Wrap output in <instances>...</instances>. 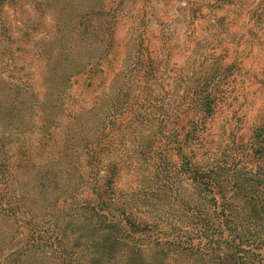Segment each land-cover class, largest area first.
I'll list each match as a JSON object with an SVG mask.
<instances>
[{"label":"rangeland","instance_id":"1","mask_svg":"<svg viewBox=\"0 0 264 264\" xmlns=\"http://www.w3.org/2000/svg\"><path fill=\"white\" fill-rule=\"evenodd\" d=\"M58 1L0 0V264L31 238L29 221L48 227L21 207V182L36 166L56 157L68 125H72L69 134L78 133L81 140L111 133V155L107 158L104 150L101 157L103 162L107 158L105 165L117 162L113 184L125 211L151 224L159 219L160 226H167L164 240L169 228L197 239L190 225L178 228L190 223L181 193L188 184L175 176L174 169L173 178L159 183L169 189L165 204L145 203L143 197L145 204L134 205L137 193L146 196L154 168L147 159L149 148L139 147L150 137L160 144L176 124L195 119L201 121L202 146L188 143L185 148L187 155L194 153L195 163L207 162L224 149L223 159L238 163V169L247 173L264 169V150L255 154L249 146L259 129L264 136V0H89L95 3L92 9L101 13L97 19L103 29L97 36L102 43L93 42L94 30L86 47L96 57L102 54L99 65L85 64L91 59L83 50V64L72 72L85 73L69 76L72 72L65 62L67 78L51 84L44 83L48 70L65 53L56 43L63 34L57 32L54 18L62 8ZM76 3L83 6L87 0ZM79 37L78 46L84 47L85 39ZM58 85L70 93L65 106L46 107L44 112H50L51 118L45 124L40 104ZM207 100L213 107L210 114L201 110V101ZM91 110L113 118L103 134L98 132L100 122L87 119ZM77 117L81 123L71 124ZM166 119L169 125L164 127ZM23 121L31 125L24 134L18 128ZM87 171L82 160L71 175ZM117 192L115 198L120 197ZM88 197H94L92 188L80 196ZM145 257L144 264H152ZM155 261L213 262L205 250L169 253L165 261Z\"/></svg>","mask_w":264,"mask_h":264},{"label":"trees","instance_id":"2","mask_svg":"<svg viewBox=\"0 0 264 264\" xmlns=\"http://www.w3.org/2000/svg\"><path fill=\"white\" fill-rule=\"evenodd\" d=\"M64 1L55 3L62 7ZM62 11V8L58 10L54 18L58 24L57 32L63 33L62 40L58 38L56 43L65 53L55 59L56 64L48 70L49 76L44 83L59 84L62 82L61 78H67L68 71L62 69L65 62L69 65L68 70H77L83 64L80 60L85 54H82L83 50L88 51L85 57L91 61H86L85 64L89 66L99 65L96 62L102 58V54L96 57L97 54L86 47L94 30L96 37L93 42L102 43L97 37L103 29L97 19L100 11H83L73 21H68ZM76 37H84V47L78 46ZM83 73L85 72L75 71L69 76L75 77ZM69 93L59 85L52 92L46 93L44 105L40 104L39 112L45 115L41 117L45 124L51 118L50 112H44L46 107L65 106ZM200 104L202 111L207 114L212 112L213 107L208 105V100L201 101ZM92 111L88 112L91 116H87V119L100 122L98 132L103 134L107 121L113 122V118L107 119L101 113ZM81 120V117H77L70 123L80 124ZM200 123L201 121L192 119L176 124L175 129L161 138L162 149L156 141L152 142L153 137L140 144L142 147L139 150L149 148L147 159L154 168L146 196L137 193L138 196L132 198L134 205L143 202V197L145 203L154 201L159 205L165 204L169 189L166 185L159 184L160 181L166 182L165 178H173L174 174L181 176L188 184V189L181 193L186 200L183 205L190 223L179 225L178 228L190 225L197 239H190L181 230L169 228L164 240L166 231L163 229L167 226H160L159 219L151 224L132 217L125 211L122 208L125 202L120 200L121 196L113 184L117 162L109 165V161L105 165L111 155V133L108 131L92 141L81 140L78 133L75 136L69 134L72 125H68L69 131L64 135L56 157L36 166L28 175V180L21 182V207L48 227L43 229L37 222L29 221L31 224L29 223L28 232L31 238L11 251L3 264H94V261L96 264H144L145 254L150 258L149 263L155 264V260L158 263L165 261L169 253L192 250L211 253V264H264V169L258 167L255 172L248 173L238 169V163H228L223 159L227 156L224 149L216 157L210 158L208 163H195L194 153L187 155L185 148L188 143L202 146ZM163 124L164 127L168 126V120ZM57 125L58 121L53 128ZM30 126H26L23 121L22 126L18 127L20 133L24 134ZM48 128L49 126L45 130ZM14 129L10 130L14 132ZM49 129L46 135H49ZM261 131L259 129L254 141L249 144L255 154L264 150ZM104 150H107L108 156L103 162L101 156ZM206 154L208 153L202 155ZM174 157L177 161L175 168ZM82 160L88 171L74 177L71 174ZM173 169L175 173L172 175L170 171ZM89 188L93 189L94 197L81 199V194L86 193ZM116 192L120 197L115 198ZM44 195L46 198L43 201ZM30 218L34 220L33 217ZM13 239L14 234L7 239L5 248Z\"/></svg>","mask_w":264,"mask_h":264},{"label":"crops","instance_id":"3","mask_svg":"<svg viewBox=\"0 0 264 264\" xmlns=\"http://www.w3.org/2000/svg\"><path fill=\"white\" fill-rule=\"evenodd\" d=\"M81 0H66L63 2L62 5V13L68 21H73L79 17L77 13H81L87 10H92V7H94L95 3H90L92 1L87 0V4H84L83 6L78 5L76 2H80ZM95 1V0H94ZM90 3V5H89ZM95 10V9H94Z\"/></svg>","mask_w":264,"mask_h":264}]
</instances>
